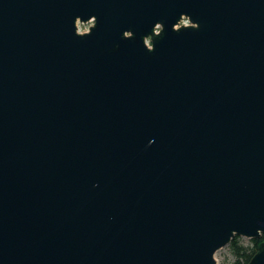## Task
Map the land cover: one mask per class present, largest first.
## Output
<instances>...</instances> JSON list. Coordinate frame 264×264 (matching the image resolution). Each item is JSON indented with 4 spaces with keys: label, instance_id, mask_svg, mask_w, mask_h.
<instances>
[{
    "label": "water",
    "instance_id": "1",
    "mask_svg": "<svg viewBox=\"0 0 264 264\" xmlns=\"http://www.w3.org/2000/svg\"><path fill=\"white\" fill-rule=\"evenodd\" d=\"M235 234L264 235V0H0V264H218Z\"/></svg>",
    "mask_w": 264,
    "mask_h": 264
},
{
    "label": "trees",
    "instance_id": "2",
    "mask_svg": "<svg viewBox=\"0 0 264 264\" xmlns=\"http://www.w3.org/2000/svg\"><path fill=\"white\" fill-rule=\"evenodd\" d=\"M263 239L264 235H261L260 238H251L250 243L244 244L239 235H233L228 242V249L232 258L229 264H246L256 251L259 242Z\"/></svg>",
    "mask_w": 264,
    "mask_h": 264
},
{
    "label": "rangeland",
    "instance_id": "3",
    "mask_svg": "<svg viewBox=\"0 0 264 264\" xmlns=\"http://www.w3.org/2000/svg\"><path fill=\"white\" fill-rule=\"evenodd\" d=\"M90 24H92V20L88 22H77V29L80 32L86 31ZM239 238L244 244L250 243L251 238L245 236H239ZM214 257L218 264H229L232 258L228 249V244L218 248L214 253Z\"/></svg>",
    "mask_w": 264,
    "mask_h": 264
},
{
    "label": "built area",
    "instance_id": "4",
    "mask_svg": "<svg viewBox=\"0 0 264 264\" xmlns=\"http://www.w3.org/2000/svg\"><path fill=\"white\" fill-rule=\"evenodd\" d=\"M182 22L183 23H187V20L184 18V19H182Z\"/></svg>",
    "mask_w": 264,
    "mask_h": 264
}]
</instances>
